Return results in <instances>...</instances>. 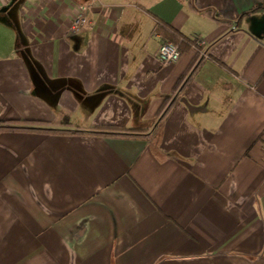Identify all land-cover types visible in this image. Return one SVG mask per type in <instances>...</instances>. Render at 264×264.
Segmentation results:
<instances>
[{"label":"crops","instance_id":"crops-1","mask_svg":"<svg viewBox=\"0 0 264 264\" xmlns=\"http://www.w3.org/2000/svg\"><path fill=\"white\" fill-rule=\"evenodd\" d=\"M257 5L0 6V124L64 127L68 116L81 130L0 132V264H264V9L247 13ZM158 19L204 39L206 55L192 45L159 61ZM106 126L119 129L97 132Z\"/></svg>","mask_w":264,"mask_h":264},{"label":"trees","instance_id":"trees-1","mask_svg":"<svg viewBox=\"0 0 264 264\" xmlns=\"http://www.w3.org/2000/svg\"><path fill=\"white\" fill-rule=\"evenodd\" d=\"M261 9H264V5H257L253 7L251 10H249L247 13L255 12ZM207 12L214 15L216 19L221 20L219 19V17H217V14H214L212 12V10L209 9L207 10ZM156 29L163 33L165 37V41H168V40L172 41L180 48L181 51L189 48V46L194 45L195 39L183 37L177 31H174L173 29L169 28L167 25H164L159 19L157 20V23H156ZM162 112H163V109L161 108L159 113L161 114ZM3 122L4 123L0 124V132L3 130H31V131H38V132H44V133H77L81 131L79 129L71 127V122L69 121L68 116H66L62 122L63 124L62 126L64 127L44 126V125H40L41 123H39V121H34V120H25V121L17 122L21 124H15V123L13 124L7 121H3ZM103 129L109 130L110 132L102 131V129L97 132L112 133V131L119 129V128L116 126H106ZM137 130L139 129H124V132L132 133V132H136Z\"/></svg>","mask_w":264,"mask_h":264},{"label":"built area","instance_id":"built-area-1","mask_svg":"<svg viewBox=\"0 0 264 264\" xmlns=\"http://www.w3.org/2000/svg\"><path fill=\"white\" fill-rule=\"evenodd\" d=\"M8 0H0V6L4 4ZM96 0H93V2ZM87 5H84L81 7V11L79 14L76 15L74 18L72 24L69 27V33L70 34H75L79 31V29L84 25L86 22V12H87ZM195 47L199 48L202 50L201 56H205L206 52L203 51L204 47L206 46V41L200 37L195 39L194 45ZM182 55V51L180 48L173 43L172 41H163L158 49L157 52V58L159 61H161L164 64H169L176 62L177 60L180 59Z\"/></svg>","mask_w":264,"mask_h":264},{"label":"rangeland","instance_id":"rangeland-1","mask_svg":"<svg viewBox=\"0 0 264 264\" xmlns=\"http://www.w3.org/2000/svg\"><path fill=\"white\" fill-rule=\"evenodd\" d=\"M168 41H170V40H168Z\"/></svg>","mask_w":264,"mask_h":264}]
</instances>
